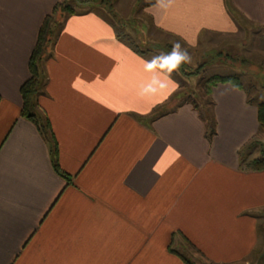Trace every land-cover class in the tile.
I'll return each instance as SVG.
<instances>
[{
	"label": "crops",
	"instance_id": "1",
	"mask_svg": "<svg viewBox=\"0 0 264 264\" xmlns=\"http://www.w3.org/2000/svg\"><path fill=\"white\" fill-rule=\"evenodd\" d=\"M55 3L0 0V264H250L262 257L264 169H246L240 153L258 133L256 102L243 85L213 86L209 138L198 104L178 102L177 71L162 74L168 89L139 94L154 50L123 39L97 4L61 18L43 60L38 112L69 180L55 171L49 142L20 116L19 92ZM143 9L155 34L189 53L214 51L224 65L219 54L241 52L244 26L264 36V0H146ZM211 35L230 43L207 49Z\"/></svg>",
	"mask_w": 264,
	"mask_h": 264
},
{
	"label": "rangeland",
	"instance_id": "2",
	"mask_svg": "<svg viewBox=\"0 0 264 264\" xmlns=\"http://www.w3.org/2000/svg\"><path fill=\"white\" fill-rule=\"evenodd\" d=\"M59 1H65L68 4H71L75 10H82L83 8H87L78 0H56V3ZM107 1V0H106ZM114 1V9L119 15V19L115 21V27L119 30L122 38L125 39L128 43L132 45L139 46L141 50H154L151 55H157L159 53H167L171 51L170 46L176 41L168 36H164L151 29L150 18L143 12V5L146 0H113ZM118 3V6H117ZM98 11L106 12L107 9L104 5L99 6ZM51 12V11H50ZM245 27V28H244ZM243 27V35L241 37V52L236 53V55L230 54H222L219 56L225 57L221 58L224 62L218 63L219 60L215 59L216 54L213 51L198 52V53H190L192 59L191 63L187 65L192 69L201 67L200 72L197 75L185 76L181 73L179 69L177 73L180 74L178 77L180 80V91L178 92L181 96H179L178 102L185 99H190L196 104H198L199 112L201 117H203L204 121H206L207 125L210 124V121L213 122V116L211 112L208 110L211 106V103L207 101V95L205 94L203 88L205 80L212 76L222 75L224 72H234L235 75L239 78V81L242 83L243 87L247 91L249 99L257 103H264V36L262 32L253 27L244 26ZM204 39L205 48H209L210 44L216 46H222L223 43H230L226 39H222L221 36H210L207 41V37ZM203 43V42H201ZM239 44V42H238ZM236 43V46L238 45ZM214 46H211L209 49H212ZM223 47V46H222ZM164 49H167L165 51ZM201 49H204L203 47ZM204 55V61H210L209 63H196L195 58ZM233 63V67H228V63ZM218 64V65H217ZM185 92V96L181 93ZM198 94H203L205 97V103L201 102ZM200 95V96H201ZM185 97L181 99V97ZM243 149V148H242ZM240 150V153L242 152ZM245 159L251 160V158H259L264 157V132L259 131L253 141L250 143L248 148V152H245ZM247 160V161H249ZM263 253V252H262ZM194 264V262H191ZM250 264H264V255L262 257H254V259L250 262Z\"/></svg>",
	"mask_w": 264,
	"mask_h": 264
},
{
	"label": "trees",
	"instance_id": "3",
	"mask_svg": "<svg viewBox=\"0 0 264 264\" xmlns=\"http://www.w3.org/2000/svg\"><path fill=\"white\" fill-rule=\"evenodd\" d=\"M86 6L87 3L104 5L107 9V12L116 20L120 17L114 9L113 0H78ZM75 8L66 3L65 1H59L54 4L51 9V12L44 16L37 33V38L35 45L28 58V72L29 76L25 82L20 86L19 92L22 99V106L20 110V116L31 121L39 132L43 135L51 146V154L53 157V167L57 173L62 175L65 179L69 180V176L61 171L56 156V142L52 134L50 125L39 112H38V103L37 97L42 93L41 89L44 81V71H43V60L52 46L56 31L60 25L61 18L65 15H70L75 13ZM202 66L192 69L187 64L183 65L180 70L181 73L185 76L197 75ZM218 83H230L238 88H241L242 84L239 81V78L236 75L230 76H212L205 80L204 83V92L208 96L207 101L211 103L210 93L211 88ZM264 89V85H263ZM251 99H248L250 102ZM257 120H258V132H264V103H257ZM208 128V137L211 138L215 134V121H210V124L207 125ZM253 137L247 144L243 146L241 152V161L244 162V167L251 171H260L264 169V157L253 158L249 161H245V152L247 154L250 143L253 141ZM192 264V263H191Z\"/></svg>",
	"mask_w": 264,
	"mask_h": 264
},
{
	"label": "clouds",
	"instance_id": "4",
	"mask_svg": "<svg viewBox=\"0 0 264 264\" xmlns=\"http://www.w3.org/2000/svg\"><path fill=\"white\" fill-rule=\"evenodd\" d=\"M191 59L188 50L183 48L179 42H175L172 44L170 52L159 53L151 59L145 60V71L152 75L147 82L141 85L139 94L141 96L156 95L162 90L168 89L170 81L162 79V74L178 71L183 65L191 63Z\"/></svg>",
	"mask_w": 264,
	"mask_h": 264
},
{
	"label": "water",
	"instance_id": "5",
	"mask_svg": "<svg viewBox=\"0 0 264 264\" xmlns=\"http://www.w3.org/2000/svg\"><path fill=\"white\" fill-rule=\"evenodd\" d=\"M262 255H264V250H263V253H262Z\"/></svg>",
	"mask_w": 264,
	"mask_h": 264
}]
</instances>
